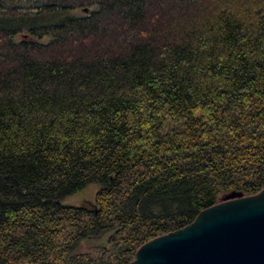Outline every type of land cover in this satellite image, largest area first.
<instances>
[{
    "label": "trees",
    "instance_id": "16d2710c",
    "mask_svg": "<svg viewBox=\"0 0 264 264\" xmlns=\"http://www.w3.org/2000/svg\"><path fill=\"white\" fill-rule=\"evenodd\" d=\"M262 185L264 0H0V264H127Z\"/></svg>",
    "mask_w": 264,
    "mask_h": 264
},
{
    "label": "water",
    "instance_id": "95a60500",
    "mask_svg": "<svg viewBox=\"0 0 264 264\" xmlns=\"http://www.w3.org/2000/svg\"><path fill=\"white\" fill-rule=\"evenodd\" d=\"M127 264H264V185L224 193L183 226L141 242Z\"/></svg>",
    "mask_w": 264,
    "mask_h": 264
},
{
    "label": "rangeland",
    "instance_id": "374dc122",
    "mask_svg": "<svg viewBox=\"0 0 264 264\" xmlns=\"http://www.w3.org/2000/svg\"><path fill=\"white\" fill-rule=\"evenodd\" d=\"M72 12L76 14L79 13L80 10L76 9V10H72ZM95 189H96V184L91 183L85 186L80 191L65 197L64 200L76 204L81 201L92 200Z\"/></svg>",
    "mask_w": 264,
    "mask_h": 264
}]
</instances>
